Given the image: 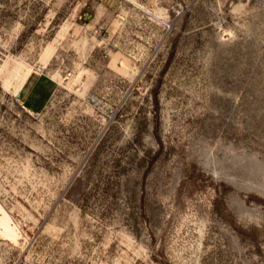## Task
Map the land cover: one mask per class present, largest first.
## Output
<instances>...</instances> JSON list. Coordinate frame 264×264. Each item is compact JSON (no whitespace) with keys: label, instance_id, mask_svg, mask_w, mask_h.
Here are the masks:
<instances>
[{"label":"rangeland","instance_id":"rangeland-1","mask_svg":"<svg viewBox=\"0 0 264 264\" xmlns=\"http://www.w3.org/2000/svg\"><path fill=\"white\" fill-rule=\"evenodd\" d=\"M24 256L264 264V0H0V264Z\"/></svg>","mask_w":264,"mask_h":264},{"label":"crops","instance_id":"crops-1","mask_svg":"<svg viewBox=\"0 0 264 264\" xmlns=\"http://www.w3.org/2000/svg\"><path fill=\"white\" fill-rule=\"evenodd\" d=\"M27 82H28V80H27ZM27 82H25V85L23 86V88H22V90L19 92V94L18 95H20L21 96V94H22V91H24V87L27 85ZM34 88V87H33ZM23 101H24V103L27 105L26 107L29 109H31V111L32 110H38L40 107H39V105H37V102L35 101V100H33L32 98H31V96L29 95V97H28V95L26 94H24L23 95Z\"/></svg>","mask_w":264,"mask_h":264},{"label":"built area","instance_id":"built-area-1","mask_svg":"<svg viewBox=\"0 0 264 264\" xmlns=\"http://www.w3.org/2000/svg\"><path fill=\"white\" fill-rule=\"evenodd\" d=\"M17 100H19L17 98ZM20 101V100H19ZM23 107L25 108L26 106L22 103ZM13 264H39L37 261H34L33 259L24 256V257H19Z\"/></svg>","mask_w":264,"mask_h":264}]
</instances>
